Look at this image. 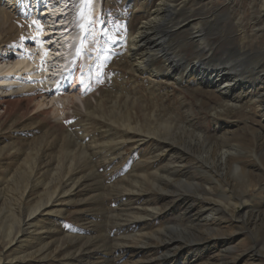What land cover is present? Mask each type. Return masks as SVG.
I'll return each mask as SVG.
<instances>
[{
	"label": "rangeland",
	"instance_id": "obj_1",
	"mask_svg": "<svg viewBox=\"0 0 264 264\" xmlns=\"http://www.w3.org/2000/svg\"><path fill=\"white\" fill-rule=\"evenodd\" d=\"M161 1L103 0L104 30L102 35L98 33L99 42L87 46L84 54L82 66L87 62L88 65L83 69L81 93L75 92V98L71 101L68 98L67 103L56 101L58 105L53 106L54 112L48 117L50 126L44 125L38 114L29 116L21 111L7 115L4 125L0 124V191L6 188L13 191L15 187L12 201L0 200V255L6 258L4 264H102L98 251L106 246L119 250L109 264H264L263 3L259 0H236L235 4H231V0H195L183 6L177 16H170L171 21L166 20L169 26L178 28L176 24L185 25L190 18L189 22L203 31L212 51L211 56L203 57L202 63L207 66L204 70L214 67L216 71L224 61L233 69L241 60V73L234 72L236 75L231 74L230 79L255 82L254 97H246L238 91L228 103L215 89L189 84L177 86L172 81H165L157 88L150 87L152 85L139 76L131 78L132 71L122 52L127 49L131 32L147 21ZM180 1L183 0H177L176 5ZM23 23L27 27L20 38L26 34L32 38L29 22ZM193 29L167 41L179 58H184L181 61L187 63L196 56ZM91 35L89 33V37ZM18 42L19 36L10 38L7 49ZM104 86L108 89L105 96L101 92ZM68 90L70 92L71 86ZM87 100L96 106L105 100L108 114L118 103L117 110L132 111V125L139 124L145 136L150 127H155L154 131L164 143L147 138L140 148H126L123 153L129 163H137L138 170L156 176L150 174L144 180H129L125 177L132 172L130 167L121 168L119 172V164L107 168L98 162L103 157L94 150L96 147L85 142L102 144L105 139L99 126L104 119L96 114L87 121L83 104ZM85 125L86 141L81 139ZM157 141L166 145L158 147L163 152L155 146ZM146 144L151 145L146 147ZM94 153L97 156H93ZM68 154L71 156L66 162ZM72 158L75 161L69 170ZM115 159L118 161L120 157ZM143 161L154 163L153 170L149 165L140 166ZM173 168L180 174H175ZM65 171H71V178L65 179ZM138 174L141 173L138 171L135 177ZM245 175L249 176V184ZM14 176L20 182L24 180L23 184L12 186ZM70 179L79 184L70 196L62 195L64 189L68 190L64 182ZM24 184L28 185L26 193L22 188ZM230 187L233 204L225 194ZM56 191L59 201L48 206V198ZM6 193L7 198L12 196ZM245 200L251 201L246 210L241 207ZM35 208H40L41 212L34 214ZM171 210L169 218L157 220ZM149 212L156 215L150 218ZM153 218L156 223L151 227H139L142 231L134 228ZM132 219L136 221L131 222ZM18 238L21 239L19 248L10 252L14 245L11 241ZM172 238L179 248L173 246L169 253L166 245ZM204 240H209L208 246L202 244ZM186 242L205 248L202 252L188 254L185 253L189 247L184 245ZM20 254L25 260L18 263L16 258Z\"/></svg>",
	"mask_w": 264,
	"mask_h": 264
},
{
	"label": "bare ground",
	"instance_id": "obj_2",
	"mask_svg": "<svg viewBox=\"0 0 264 264\" xmlns=\"http://www.w3.org/2000/svg\"><path fill=\"white\" fill-rule=\"evenodd\" d=\"M102 1L103 0H0V124L2 123V125H4L3 123L4 119L5 118L6 120L8 119L6 117L7 115L10 116L21 111V113H24V115H29V116H31L30 114H34V115L38 114L36 116L42 117L43 124L50 126L51 119H49L48 117L52 113V111L54 112L52 108L57 104L56 101L59 100L58 101L59 104L60 102H62L61 104L67 103L68 98H70V101L75 98L76 96L75 92L81 93L84 82L83 69L85 68V66L88 65L87 62L85 66H82L84 61L83 60L84 54L88 50L87 46L90 47V45H96L92 43H96L97 41L99 42L100 38L98 36V33L99 35H102L104 30L105 20L103 18V8L101 4ZM191 1H195V0H183L180 1L178 5H176L177 0H162L161 3L151 14L148 13L149 16L147 21L143 22L141 26L136 29L135 32L134 31L131 32V34L129 35L130 37L128 36L129 39L127 42V49L123 50L124 53L122 52V54L125 55L124 57L127 59V63L129 64L128 68H130V70L132 71L130 73L131 78L133 77L135 79L137 76H139L142 79V81H146L148 84H151L152 86L150 87H157V88H161L164 85L163 82L165 81L168 82L172 81L173 83H176L177 86H181L183 84L186 85L189 84L195 87L202 86L205 87L206 89H213V90L215 89L222 96V98L228 101V103L233 101V97H235L234 93L238 91H242V93L245 94L246 97L252 98L253 93L256 90L255 82L245 83L246 81H244V79H239V80L230 79L231 77L236 75L233 74L234 72L241 73L240 71L241 66L239 65L241 60L239 61V63L234 64L233 69L230 68V65L228 63H226L227 61H224L223 64H220L221 68L220 66H217L216 71H214L213 69L214 67L213 68L208 67L206 70H204L203 68L207 66L202 62L204 58H207V56H211L212 51L210 50V47L208 46V43L206 42V39L202 34L203 31L198 30L199 29L197 28L198 26H195L191 22H189L191 20L190 18L186 19V22L184 23L185 25H181V22L176 24L175 27L179 26L178 28L169 26V22L168 21L166 22V20L170 18V16H177L179 14V11L182 9V7L183 6L185 7L187 3ZM196 1L207 2L210 0H196ZM235 1L236 0H231L230 3L235 4ZM259 1L260 2L262 1L263 3V6L262 5L261 6L263 7L262 11L264 12V0H259ZM168 20L171 21L172 19L170 18ZM24 21L29 22L28 29L31 30V33L33 35L32 38L26 36L27 34L24 35V37L20 38V36L25 31V27H27V24L23 23ZM74 23H76V26H79V29H82V27H86L90 29V33L92 34L90 37L88 35L87 40L82 44H80L81 41L79 43L75 41L76 39L78 40L77 37L78 32H76L78 31V29L74 30V32L76 33L72 32L73 29H71V25H74ZM69 29H71L70 32H67V30ZM189 29H191V32L192 29L193 31L195 30L194 33L191 34L193 35L192 40L195 41V43L193 42L194 43L193 45L196 56L191 62L187 63L181 61L184 60V58L183 59L179 58L180 56L175 51L176 49L170 47L167 41L174 36L185 35L184 33L187 34V32L185 31ZM4 36H9L10 38H17L19 36L18 45H15L11 49H7V42L10 40V38H5ZM209 51L211 52L209 53ZM68 61H71V63L76 61V66L79 67L75 69L77 70V72H79L77 77L75 78V81H73L74 78L68 74L59 85L55 86L54 84L60 79V76H64V72H67V70H65V65L67 64ZM70 69H74V67H71ZM231 74H233V76ZM258 76H262V75L259 74ZM262 77L264 78V74ZM121 85L125 86V84L122 83ZM40 86L44 88L47 87L49 89L46 92L45 90H43L44 88L42 89L40 88ZM69 86H71L70 92L68 90ZM117 87L119 86L117 85ZM106 90L108 92L107 86H104L103 90L101 91L103 95L104 93H107L105 92ZM26 93L29 94L27 95ZM46 96H49L51 99L48 97L49 100L47 101ZM66 96L68 97L66 98ZM101 101L99 102L98 106L94 105V102L92 103L89 102L88 100L83 104H85V108L87 112L85 116L89 118L87 119V121L90 120L91 117L95 116L96 114H101L99 117L103 118L104 122H101L99 126L100 128L99 132L100 134L103 135L105 140H103L102 144L97 146L96 143L98 142L94 143L95 141L89 143L85 142L86 143L85 145H91L93 147H96V149L94 148V150L97 151L99 155H101V158L103 157L102 158L103 160L101 162L100 161L98 162L107 166V168H110L114 164H119L120 167L118 168V171L121 168L125 169L126 167L127 168L130 167L129 169H132V172L128 176H126L125 179H129V180L136 179V181H138V179L144 180V178L149 176L151 173L149 174L148 171L142 172L141 170H138L137 163L134 162V165L133 162L129 163L128 162L129 160L124 156L125 153L123 152L124 151L126 152V148L132 150L134 147L140 148L142 146V143L147 138L148 139L156 138L161 142H163L162 138L158 135L157 132L154 131L155 127H150V131H148L147 133L148 136H145V133L143 129L140 128L139 124L135 125L136 124L135 123L134 126L132 125L133 118L131 116L134 115L132 111L122 112L117 110V108H119L118 106L119 103L114 106V109L111 108L110 114H108L107 106H104V104H106L105 100L104 102ZM51 105L52 107H50ZM98 108L100 109L98 110ZM57 110L59 111V109ZM1 111H3V113H1ZM69 122L70 120H68V123ZM83 129H84L83 134L81 135H83L84 137H81V139L86 141L87 140L86 138L88 137L87 136L88 130L86 128V125L83 126ZM123 129L125 131L122 132L121 130ZM69 135L71 138H73V135H71L70 133ZM161 142L157 141L156 142L157 145L155 146L157 147V149H159L160 152H163L160 148H163L164 142L163 143ZM150 145L146 144L145 146L150 147ZM167 146L169 147V145ZM80 147L81 146L79 145V148ZM89 147L90 146H88V149ZM98 150L100 152H98ZM169 150L171 151V149ZM1 151L2 150L0 149V156H1ZM90 151H88L89 154ZM70 156L71 155L68 156L66 162L70 159ZM93 156H97L96 153H94ZM116 157L117 158L120 157V159L118 161H116V159L114 160V158ZM82 158L84 160L87 158V154H85V152ZM156 158H158V155H156ZM74 161L75 159L72 158V163H70L69 165L70 167L69 170H71L72 168L71 166ZM205 162L206 161H203V163ZM36 164H37V160H36ZM152 164L150 165L146 163V161L140 162V166L144 165L147 167L149 165L151 166V170H153ZM85 168L83 170H85ZM27 169H29V167H27ZM173 169L176 171V168ZM138 171L141 174H138V177H135ZM155 171L158 172V170ZM70 172L68 171L67 173L65 171V176H66L65 179L71 176L72 173ZM18 174H21V172H19ZM18 174H16V176H18ZM175 174L179 175L180 171H178L177 169ZM175 174L173 173V175ZM151 175L156 176V174H151ZM16 176H14L12 179V184H11L12 186L14 184H21L24 181L23 180L22 182H20V180L17 179ZM80 176L81 175L77 177ZM245 177L249 179V176L245 175ZM73 181L75 180L70 179V182H64L68 190L66 191V189H64L62 195L63 194L69 196L71 195L73 189L79 184L78 182L73 183ZM246 182L249 184L251 181L249 179ZM59 187H61V185ZM22 188L24 189L25 193L28 191V185H25ZM14 189L15 187H13V191L12 190L9 191L7 190V188L0 191V194L3 195V197L0 196L1 197L0 200L2 202L7 201V199L9 201H12L15 192ZM58 190L59 189L57 188V191ZM6 191L10 192L12 196L7 198L6 197L7 195L5 194L8 193H6ZM57 191L55 193H52L54 194L52 197L48 198L49 199L48 206L50 204L54 205L56 201H59L56 198L59 195ZM231 193H232L231 187L229 188V190H225V194L227 195V197H229V200L233 204L234 200L232 201L231 198L233 199L234 197L231 195ZM179 197H181V195H179ZM249 203L248 201L245 200L243 203H241V207L244 210H246L247 208L246 205H248ZM205 209L207 210V208ZM39 211L40 208H35L34 214L38 213ZM171 212L172 210L169 212L167 211L165 214L158 217L157 220L163 221L169 218V216L172 215ZM148 214H149L148 217L150 218L153 217V215H156L153 212L152 213L149 212ZM30 219L35 220L37 218L30 217ZM132 221H136V220L132 219L131 222ZM19 223L22 224V222ZM141 223H142L141 225L138 223L134 228H137L139 229V231L140 230L142 231L143 228L141 229L139 227H143V226L147 228L151 227L153 223H156V219L153 218L150 221H144ZM15 240L11 241L12 243H14V245H12V247L10 248V252H16V249L19 248L20 245L19 240L21 239L18 238ZM109 241L111 242V240ZM113 241L115 242V240ZM208 242L209 240H204L202 244L204 243L205 246H208L209 245ZM176 243L177 242L174 243V238L169 240L168 245H166L168 247L169 253H171L170 252L171 247L174 246L177 249L179 248L177 247ZM184 245H189V247L185 251V253L188 254H192L193 252H198V251L202 252V250H204L205 248V246L203 247V245L197 247V245H194L193 242L190 243L186 242V244ZM113 247L106 246L104 250L100 252L98 251L100 258H102L103 260L102 264H109L108 261L110 260V258L118 253L119 250L113 249ZM141 250L143 251V249ZM127 251L128 250L126 249L125 253ZM23 257L24 255L20 254V256L16 258L18 260V263L24 262L25 259L23 260ZM5 261L6 258L2 259L0 255V264H4Z\"/></svg>",
	"mask_w": 264,
	"mask_h": 264
}]
</instances>
